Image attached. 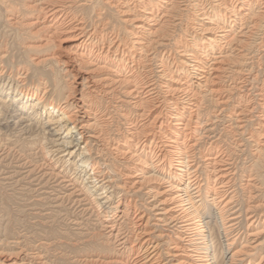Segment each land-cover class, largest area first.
<instances>
[{
    "label": "bare ground",
    "instance_id": "6f19581e",
    "mask_svg": "<svg viewBox=\"0 0 264 264\" xmlns=\"http://www.w3.org/2000/svg\"><path fill=\"white\" fill-rule=\"evenodd\" d=\"M0 4L11 26L29 13L45 46L65 44L35 62H52L53 79L36 71L31 84V63L14 69L0 53V144L26 135L57 156L105 216L125 202L121 255L104 249L82 262L264 264V0ZM108 6L129 28L108 20ZM117 120L127 130L114 136ZM247 152L255 160L238 167ZM35 250L0 264H44Z\"/></svg>",
    "mask_w": 264,
    "mask_h": 264
},
{
    "label": "rangeland",
    "instance_id": "374dc122",
    "mask_svg": "<svg viewBox=\"0 0 264 264\" xmlns=\"http://www.w3.org/2000/svg\"><path fill=\"white\" fill-rule=\"evenodd\" d=\"M86 8L87 11L91 9L90 6ZM106 13L108 20H113L120 28L124 30L129 28L114 7L108 6ZM10 17L11 15L6 13L4 6L0 4V53L7 51L10 54V63L13 61L11 64L16 66L14 69H17L19 64L31 63L28 79L30 84L31 77L36 71L54 77L57 74L55 72L57 67L53 66L52 62L40 63V68L35 62L56 52L61 54L63 50L53 49V46L60 43L64 49L65 44L52 39L50 44L45 46L48 32L34 35L37 29L35 26L28 27L27 24L31 18L29 13L21 18V24L12 26V19H8ZM37 46L43 47L37 49ZM260 79L264 80V73ZM71 80L72 78L70 82ZM41 81L40 96L43 94L45 79L42 78ZM43 118L45 119V115ZM120 121L117 120L111 125V135L125 134L127 124L122 121L121 124ZM15 131L17 130H12ZM47 132L53 133L52 127H48ZM48 133L45 136L49 137ZM25 138L26 135H23L22 139L15 135L11 136L10 140L14 142L11 145L6 144L7 147H4L2 146L4 142L0 144L3 148L0 152V260L10 258L20 263L29 258L31 252L38 251L35 250L37 247L42 254L44 253V264H85L81 260L94 258L98 253L104 254V249L114 256H120L122 247L118 245L119 242H116L114 236L122 224L128 225L127 220L121 218L126 210L124 199L118 203L116 213H107L108 216H105L104 208L99 207L91 196L82 190L81 181L73 179L74 175L70 168L66 170L61 161L58 162L57 156L52 157L43 151L39 144H29ZM47 142L45 139L42 144ZM249 157L247 152L238 158V167L251 165L255 159ZM260 161L261 170L264 172V156ZM120 196H113L115 204ZM138 199L139 204L145 202V194ZM129 212V216H133V209Z\"/></svg>",
    "mask_w": 264,
    "mask_h": 264
}]
</instances>
